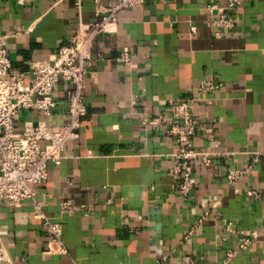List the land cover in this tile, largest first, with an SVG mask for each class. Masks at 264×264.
Masks as SVG:
<instances>
[{"label": "crops", "instance_id": "1", "mask_svg": "<svg viewBox=\"0 0 264 264\" xmlns=\"http://www.w3.org/2000/svg\"><path fill=\"white\" fill-rule=\"evenodd\" d=\"M227 2L154 0L119 14V33L92 54L79 139L34 187L44 213L62 226L67 254H46L49 237L31 201L5 202L0 248L15 264H264V0H242L227 13L236 21L231 29L208 9ZM116 3L0 0V31L18 32L8 46L13 69L29 75L32 62L48 60L81 25L98 19V5ZM125 52L128 63L119 61ZM202 82L221 87L199 94ZM67 88L63 82L56 88L52 116L23 112L15 133L63 126ZM194 96L196 148L229 155L214 159L207 172L195 167L196 186L185 198L169 172L177 146L163 133L168 125L149 122L171 120L175 103ZM256 154L254 168L231 184L227 173L245 169ZM247 188L259 196H246ZM61 200L83 209L61 215ZM252 232L258 237L241 248Z\"/></svg>", "mask_w": 264, "mask_h": 264}, {"label": "built area", "instance_id": "2", "mask_svg": "<svg viewBox=\"0 0 264 264\" xmlns=\"http://www.w3.org/2000/svg\"><path fill=\"white\" fill-rule=\"evenodd\" d=\"M149 1L154 0H117L111 7L98 5V19L91 24L81 25L72 36L71 44L62 47L48 60L32 62L29 75L14 70L10 58L9 40L17 36L18 32L0 31V207L5 202L15 207H21L26 201L32 202L34 214L42 221L49 237L46 254H67V248L63 242L61 224L44 213L35 199L34 187L46 182L49 164L58 162L67 144L79 139L81 121L87 114L84 98L94 49L106 44L119 33L120 13ZM18 4L24 6L25 0H18ZM77 5L80 7L79 2ZM242 5V0H228L224 8L210 4L208 9L212 14L215 11L220 12L218 23L226 29H231L236 21L227 13L237 12ZM119 61L130 62V55L123 53ZM61 82L68 85V108L64 125L58 129L49 125H30L16 134V118L23 112L36 110L45 117L55 113L58 101L54 92ZM220 87V84L202 82L198 92L203 94ZM199 102L198 96L181 99L173 106L171 120L162 116L149 122L152 125H168L163 133L177 146L171 156L172 166L169 172L175 178L174 189L185 198L193 195L196 186L192 173L195 167L207 172L214 168V159L229 155L196 148L195 139L201 130L195 115ZM258 156L259 154L254 155L245 169L230 170L227 173L228 181L233 185L238 184L242 177L254 168ZM245 193L248 197L259 196L254 188H247ZM59 209L61 215H70L81 211L83 206H78L73 200H61ZM203 220L204 218L199 220L192 231ZM227 229L231 230V226ZM258 235V232H252L244 236L240 247L244 248ZM0 264H15L3 248H0Z\"/></svg>", "mask_w": 264, "mask_h": 264}]
</instances>
